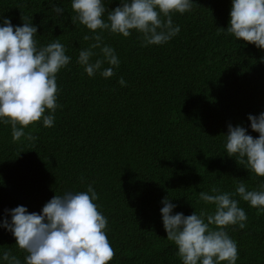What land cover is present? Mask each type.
<instances>
[{"label": "trees", "instance_id": "16d2710c", "mask_svg": "<svg viewBox=\"0 0 264 264\" xmlns=\"http://www.w3.org/2000/svg\"><path fill=\"white\" fill-rule=\"evenodd\" d=\"M56 3L62 14L49 0H0V16L14 26L24 18L37 26L38 46L59 39L72 58L57 74L54 126L41 119L17 141L0 123V224L11 220L6 209L39 213L54 195L91 184L108 220L109 264H183L163 227V198L178 205L174 212L211 214L215 205L200 191L235 193L240 182L261 190L264 177L229 157L225 144L229 124L259 136L248 116L264 112V49L227 32L231 0H195L190 12L173 14L180 32L165 44L142 46L135 30L129 37L103 31L121 63L110 78L89 77L77 58L93 33L73 20L71 0ZM119 5L105 0L107 10ZM233 198L247 214L245 228L226 229L238 245L237 264H264V211ZM4 251L25 264L28 253L0 227Z\"/></svg>", "mask_w": 264, "mask_h": 264}, {"label": "clouds", "instance_id": "9594fccd", "mask_svg": "<svg viewBox=\"0 0 264 264\" xmlns=\"http://www.w3.org/2000/svg\"><path fill=\"white\" fill-rule=\"evenodd\" d=\"M49 3L57 14L64 12L56 0ZM194 3L195 0H120L119 6L107 10L105 0H71L76 14L73 20L93 33L91 37L86 35L85 40H94L80 50L77 63L89 77L97 72L106 79L112 77L121 61L115 49L103 42V31L129 37L135 30L142 34V46L162 45L180 32V26L173 23V14L190 12ZM23 20L22 26H14L10 18L0 16V123L11 125L17 141L25 136L26 127L41 119L45 127L54 126L59 106L57 74L72 59L59 39L38 46L37 26ZM227 32L264 49V0H231ZM105 63L110 66L103 67ZM119 82L126 84L123 78ZM248 119L259 136L254 138L247 128L229 124L226 153L256 176L264 177V112L258 116L249 114ZM28 139L36 137L29 134ZM260 189L248 190L240 182L235 193L216 188L200 191L201 201L215 205L211 214L174 212L178 205L163 198V227L167 239L177 246L183 264H237L238 245L226 229L230 225L245 228L247 214L233 197L238 195L264 211V182ZM98 199L89 184L87 191L54 195L39 213L29 212L23 205L6 209L11 220L5 217L0 227L9 231L16 245L28 253L25 264H109L115 252L106 232L107 217L95 202ZM5 262L21 264L10 251L0 254V264Z\"/></svg>", "mask_w": 264, "mask_h": 264}]
</instances>
